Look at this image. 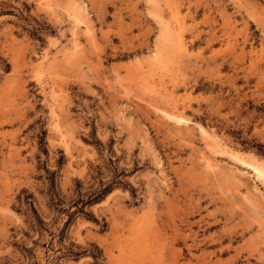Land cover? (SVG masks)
Masks as SVG:
<instances>
[{"label": "rangeland", "instance_id": "1", "mask_svg": "<svg viewBox=\"0 0 264 264\" xmlns=\"http://www.w3.org/2000/svg\"><path fill=\"white\" fill-rule=\"evenodd\" d=\"M254 167L264 0H0V264H264Z\"/></svg>", "mask_w": 264, "mask_h": 264}, {"label": "bare ground", "instance_id": "2", "mask_svg": "<svg viewBox=\"0 0 264 264\" xmlns=\"http://www.w3.org/2000/svg\"><path fill=\"white\" fill-rule=\"evenodd\" d=\"M90 28V27H89ZM168 118H169V116H167ZM174 118H176V117H174ZM184 118V117H183ZM174 121H176V120H174ZM183 121V120H182ZM185 121V120H184ZM188 123V122H187ZM213 138V137H212ZM218 143V142H217ZM208 146V145H207ZM221 151V150H220ZM234 154V153H233ZM231 156V155H230ZM230 158V157H229ZM202 161H203V159H202ZM243 164V163H242ZM251 169V168H250ZM253 169V171H254V173L256 174V176L257 177H261L262 178V176H264V173L262 172V170H260L259 168H256V167H254V168H252ZM256 178V177H255ZM256 193V192H255Z\"/></svg>", "mask_w": 264, "mask_h": 264}]
</instances>
